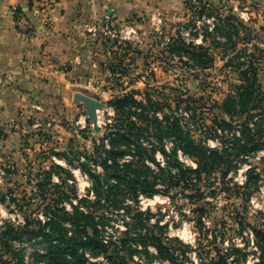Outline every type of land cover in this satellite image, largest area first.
<instances>
[{"label": "rangeland", "instance_id": "rangeland-1", "mask_svg": "<svg viewBox=\"0 0 264 264\" xmlns=\"http://www.w3.org/2000/svg\"><path fill=\"white\" fill-rule=\"evenodd\" d=\"M143 5L121 24L110 18L84 24L96 65L88 92H78L101 102L97 123L88 114V103L75 95L41 100L18 115L0 110V196L6 194V201H0V234L7 224L19 229L27 218H46L42 189L49 190V199L59 197L58 189L88 193L91 181L80 159L116 129L120 116L111 103L116 96L133 92L144 103L130 117L145 127L141 140L146 142L162 138L171 147L175 136L158 131V126L175 118L184 132L209 146L229 145L234 137L249 145L264 141V0H144ZM195 45L212 57L208 66L197 64L191 55ZM245 85L253 89L242 99ZM229 98L235 101L226 103ZM224 119L232 128L217 133L222 126L216 123ZM158 157L162 159L160 153ZM231 157L234 166L225 175L219 170L199 180L201 197H190L192 188L181 186L142 196L131 202L130 212L109 211L114 224L105 234L122 236L140 209L146 225L182 264L211 263L234 246L245 247L253 225L264 230V148ZM249 168L260 174L252 187L246 186ZM92 169L101 171L99 166ZM67 206L71 208L69 202ZM137 229L146 232L141 225ZM13 244L23 251L26 264H44L36 256L46 252L39 239ZM138 246L128 256L131 264H174L152 244L149 253ZM246 248L242 263L251 264L254 247Z\"/></svg>", "mask_w": 264, "mask_h": 264}, {"label": "trees", "instance_id": "trees-1", "mask_svg": "<svg viewBox=\"0 0 264 264\" xmlns=\"http://www.w3.org/2000/svg\"><path fill=\"white\" fill-rule=\"evenodd\" d=\"M191 55L203 67L212 62V57L208 56L202 45H195ZM251 89L253 86L245 87L241 92L242 99ZM234 101L229 98L226 103ZM111 103L120 116L116 129L111 128L105 139L95 142L94 149L85 151L80 159V168L91 181L88 193L81 196L75 187L70 188V191L58 189L59 197L49 199V190L42 189L43 202L47 203L44 210L46 218H27L26 224L19 229L7 224L0 234V264H26L23 251L13 244L25 239H39V242L46 244L45 253L36 252L44 264H131L128 256L140 250L138 245L149 253L150 244L163 258L174 264H182L161 236L146 225L142 216L144 212L140 209L133 214L136 222L130 224L122 236L111 233L107 236L105 232L109 225L114 224L109 211L130 212L133 210L131 202L138 203L142 196L153 197L158 193L169 192L176 186L191 187L192 192L187 195L199 198L203 195L199 180L204 174L211 175L220 170L225 175L234 166L232 155L252 153L264 148L263 140L253 141L249 145L248 141L237 140L235 137L233 140L236 141L229 145L209 146L202 140L192 138L189 132H184L178 118L167 125L159 122L158 126V131L175 136L171 147L162 138L146 142L141 140L145 127L142 128L130 117L132 113H138L136 108L144 103L133 92L116 96ZM226 111L231 112L230 105ZM216 125L222 126L215 129L217 133L232 128V124L225 119L217 121ZM183 156L191 158L195 165L187 163ZM92 165L99 166L101 171L92 169ZM70 175L73 176V173ZM259 179L260 174L255 168L247 170L246 186L252 187V182L257 183ZM56 186L60 187L58 183ZM91 194L94 198L90 197ZM0 201H6L3 192ZM101 206L107 208L106 212L98 211ZM139 225L146 232L139 231ZM247 235L249 237L245 247L234 246L207 264H244L242 259L246 257V247L250 244L254 247L255 256L251 264H264V230L253 225ZM130 240L138 244L133 246Z\"/></svg>", "mask_w": 264, "mask_h": 264}, {"label": "crops", "instance_id": "crops-1", "mask_svg": "<svg viewBox=\"0 0 264 264\" xmlns=\"http://www.w3.org/2000/svg\"><path fill=\"white\" fill-rule=\"evenodd\" d=\"M143 4L144 0H0V110L18 115L41 100H69L78 90L88 92L96 57L84 24L102 18L121 24ZM17 9L32 25L31 34L20 32Z\"/></svg>", "mask_w": 264, "mask_h": 264}, {"label": "water", "instance_id": "water-1", "mask_svg": "<svg viewBox=\"0 0 264 264\" xmlns=\"http://www.w3.org/2000/svg\"><path fill=\"white\" fill-rule=\"evenodd\" d=\"M75 97L76 98H82L88 103V105H89L88 114H89L90 118L93 120V122L97 123V121H98L97 110L101 106V102L98 101L97 99L83 93V92H77L75 94Z\"/></svg>", "mask_w": 264, "mask_h": 264}, {"label": "built area", "instance_id": "built-area-1", "mask_svg": "<svg viewBox=\"0 0 264 264\" xmlns=\"http://www.w3.org/2000/svg\"><path fill=\"white\" fill-rule=\"evenodd\" d=\"M15 17L17 19V23L19 26V30L24 35H29L33 31L32 25L28 22V20L23 16L22 13L15 10L14 11ZM107 27L109 28V25L107 24Z\"/></svg>", "mask_w": 264, "mask_h": 264}]
</instances>
